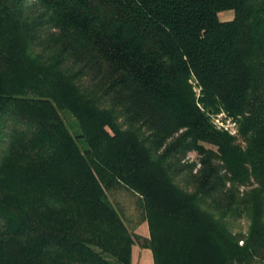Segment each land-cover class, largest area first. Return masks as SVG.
<instances>
[{
  "label": "trees",
  "instance_id": "trees-1",
  "mask_svg": "<svg viewBox=\"0 0 264 264\" xmlns=\"http://www.w3.org/2000/svg\"><path fill=\"white\" fill-rule=\"evenodd\" d=\"M136 244L264 264V0H0V264Z\"/></svg>",
  "mask_w": 264,
  "mask_h": 264
},
{
  "label": "rangeland",
  "instance_id": "rangeland-1",
  "mask_svg": "<svg viewBox=\"0 0 264 264\" xmlns=\"http://www.w3.org/2000/svg\"><path fill=\"white\" fill-rule=\"evenodd\" d=\"M219 16L222 20H227L234 16V11L233 10L222 11L220 12ZM67 120L72 132L74 133L79 132L78 125L75 119L71 116H67ZM81 143L83 144L84 141H81ZM190 156L193 158L192 155ZM115 197L114 195H111L112 199L114 200L120 199L126 205L125 213L127 218L129 219V224L131 225V227L132 228L134 227L139 234L149 235V226L147 221L141 223L139 226L136 225L138 224V220L140 219L141 213L140 210H138L135 204L133 203V199L130 196H128L127 193L118 194ZM244 225L246 226L247 223L244 222ZM133 262L136 264H155L152 251L150 249H143L138 244L134 245L133 247Z\"/></svg>",
  "mask_w": 264,
  "mask_h": 264
}]
</instances>
